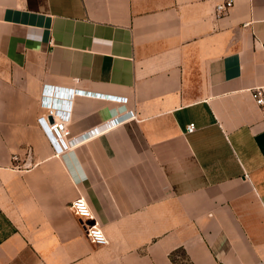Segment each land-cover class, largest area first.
<instances>
[{
    "label": "crops",
    "instance_id": "crops-1",
    "mask_svg": "<svg viewBox=\"0 0 264 264\" xmlns=\"http://www.w3.org/2000/svg\"><path fill=\"white\" fill-rule=\"evenodd\" d=\"M216 2L0 0V264H264V0ZM45 86L115 124L56 155Z\"/></svg>",
    "mask_w": 264,
    "mask_h": 264
},
{
    "label": "built area",
    "instance_id": "built-area-1",
    "mask_svg": "<svg viewBox=\"0 0 264 264\" xmlns=\"http://www.w3.org/2000/svg\"><path fill=\"white\" fill-rule=\"evenodd\" d=\"M234 6V0H217L215 4L214 13L217 18L224 17ZM77 94L93 96L103 100L112 102L127 103L128 99L103 94H93L91 92L76 91ZM51 95L59 96L54 90H50L48 86H45L41 97V106L45 110V115L41 116L38 120L39 126L42 131L46 134L54 152L56 155H61L67 151H70L76 144L83 141L85 138L95 136L103 133L104 129H108L115 121L106 122L98 128H94L88 132V136L81 137L80 139L73 138L69 129L70 116L61 109L67 108V104L63 107L59 105L60 99L54 98ZM252 96L255 101L260 105H264V90L263 88H255L252 90ZM69 109V108H67ZM54 119L52 123L50 118ZM196 130L195 124L191 123L187 126L186 131L192 133ZM14 161H17V156H13ZM71 210L75 216L81 221L87 222L86 235L87 238L97 246H105L108 244V238L102 230L100 224L96 221L92 209L86 200L83 198L76 199L71 203Z\"/></svg>",
    "mask_w": 264,
    "mask_h": 264
},
{
    "label": "water",
    "instance_id": "water-1",
    "mask_svg": "<svg viewBox=\"0 0 264 264\" xmlns=\"http://www.w3.org/2000/svg\"><path fill=\"white\" fill-rule=\"evenodd\" d=\"M50 90H54V88H50ZM58 95L61 96L62 98L59 101L60 106H64L66 104V101L64 100L66 97L69 98L71 94L75 93L73 90H68V89H61L57 91ZM50 121L53 123V118H50Z\"/></svg>",
    "mask_w": 264,
    "mask_h": 264
},
{
    "label": "trees",
    "instance_id": "trees-1",
    "mask_svg": "<svg viewBox=\"0 0 264 264\" xmlns=\"http://www.w3.org/2000/svg\"><path fill=\"white\" fill-rule=\"evenodd\" d=\"M174 259V258H173ZM174 261H175V259H174Z\"/></svg>",
    "mask_w": 264,
    "mask_h": 264
}]
</instances>
